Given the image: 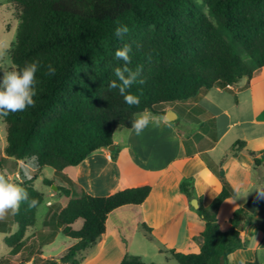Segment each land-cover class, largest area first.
Segmentation results:
<instances>
[{
	"label": "trees",
	"instance_id": "16d2710c",
	"mask_svg": "<svg viewBox=\"0 0 264 264\" xmlns=\"http://www.w3.org/2000/svg\"><path fill=\"white\" fill-rule=\"evenodd\" d=\"M18 20L16 42L11 50L15 67L39 60L35 107L3 117L6 146L0 156V169L35 155L37 172L19 183L31 198L43 203L45 195L33 183L45 167L63 177L59 191L63 205L54 203L46 213L43 227L33 238L40 251L33 264H81L79 255L96 245L106 233L108 216L114 210L145 202L151 193L149 184L119 190L110 196L94 197L84 193L64 170L80 166L92 153L113 145L118 129L130 128L134 113L148 110L165 116L169 108L180 113L178 102L196 97L202 89L236 87L243 79H252L264 67V0H203L210 14L218 19L216 26L193 0H9ZM127 25L123 39L114 35L115 28ZM125 44L132 46L130 68L142 66L141 78L130 91L140 97L139 106H128L118 90L108 88L115 79L114 69L123 62L115 51ZM141 47L137 50L136 45ZM241 46L248 58L238 52ZM56 68L54 76L46 75V65ZM189 115V114H188ZM190 117V116H189ZM179 127V124L177 125ZM246 149L238 141L229 150L235 155ZM254 159V168L264 166V150H246ZM118 151L113 152L116 159ZM210 169L223 178L220 167L205 156ZM44 185L53 180L44 178ZM180 189L189 201L197 199V213L205 222L203 244L199 253H168L179 264H220L221 259L246 247L243 229L253 222L244 208L235 210L231 230L221 231L217 214L221 204L232 196L224 185L209 206L198 197L194 180L184 178ZM77 190L76 193H73ZM37 210L22 204L13 215L16 231L0 221V232L7 234L10 249L0 264L16 263L13 258L26 248L28 231L35 228ZM82 220L80 229L73 225ZM146 238L153 240L150 228L142 226ZM76 240L60 258H42L41 249L57 235ZM120 264H146L141 257L127 253ZM225 264H228L227 261ZM245 264H263L258 259Z\"/></svg>",
	"mask_w": 264,
	"mask_h": 264
},
{
	"label": "crops",
	"instance_id": "0c3cea01",
	"mask_svg": "<svg viewBox=\"0 0 264 264\" xmlns=\"http://www.w3.org/2000/svg\"><path fill=\"white\" fill-rule=\"evenodd\" d=\"M177 105L181 113L169 108L178 114L177 124L171 125L165 116H158L161 125L150 124L141 136L130 128L118 129L113 151L100 149L80 166L69 167L67 173L64 170L84 193L94 197L110 196L142 184L151 186L143 204L124 206L109 214L106 233L95 246L79 255L81 264H120L127 253L141 257L146 264H173L176 259L162 251L199 253L205 222L181 192L184 178L194 180L196 194L204 206L214 201L224 185L229 188L232 196L221 204L217 214L223 232L231 230L230 219L235 210L255 200V211L249 212L253 222L241 231L246 247L230 254L225 262L245 264L258 259L264 264V166L255 169L254 159L246 151L264 150V67L236 87L202 89L196 97ZM238 141H244L246 149L229 155ZM205 156L220 167L223 178L208 167ZM54 176L53 170L49 179ZM48 196L49 210L55 201L52 194ZM46 213L40 224L36 221L28 238L34 240ZM144 224L151 230L152 241L145 236ZM82 225L79 220L73 227L80 229ZM61 235L42 248V258L58 259L77 242L66 236L63 240ZM58 241L63 244L60 254L46 255V251L51 253L57 248Z\"/></svg>",
	"mask_w": 264,
	"mask_h": 264
},
{
	"label": "clouds",
	"instance_id": "9594fccd",
	"mask_svg": "<svg viewBox=\"0 0 264 264\" xmlns=\"http://www.w3.org/2000/svg\"><path fill=\"white\" fill-rule=\"evenodd\" d=\"M127 25L120 24L115 28L114 35L123 39L129 33ZM3 45H0V56L3 55ZM137 50L141 45H136ZM132 46L125 44L115 51V58L123 62L122 66L114 69L115 79L109 82L108 88L111 91L116 89L123 97L128 106H139L140 97L130 91L137 83L144 84L141 78L142 66L135 69L129 67L132 63ZM42 64L39 60L26 62L23 67H15L8 71L0 70V118L7 117L9 114L23 112L30 107H35V96L37 95V73L41 70ZM46 75L54 76L56 68L52 64H47ZM131 131L136 136H141L149 125L159 127L160 117L148 110L134 113L130 120ZM30 161L28 167H34L38 157L35 155L27 157ZM22 167H24L22 162ZM26 178L30 177L25 172ZM27 204L29 209L41 207L40 201L31 198L29 192L20 184L14 182L6 170L0 171V219L5 218L9 213L15 215L19 213L21 205Z\"/></svg>",
	"mask_w": 264,
	"mask_h": 264
},
{
	"label": "rangeland",
	"instance_id": "374dc122",
	"mask_svg": "<svg viewBox=\"0 0 264 264\" xmlns=\"http://www.w3.org/2000/svg\"><path fill=\"white\" fill-rule=\"evenodd\" d=\"M193 1L201 10H203V12L207 15V17L210 19L211 22H213L216 26L219 25L218 19H216L210 14L203 0H193ZM16 17H17L16 9L12 5V3L9 0H0V45L4 46L2 49L3 55L0 56V70H3V71H8V70H11L12 68H15V66L13 65L11 61L10 53L16 42L17 27H18V20ZM237 49L240 55L244 59L248 60L243 48L238 45ZM5 146H6V125L3 122V119L0 118V156L4 155ZM10 162L9 161L4 162L3 163L4 168L0 169V171L6 170L7 175H9L11 179L18 184L21 182V180L26 178L25 172L28 174L30 178L34 176V174L37 172L36 163L34 167H28L30 161L27 159L19 160L17 162L16 170H12V166ZM22 162H23L24 167H22ZM69 170L70 168H66L65 173H67ZM41 173L42 175L39 176L33 183L34 187L45 195V198H44L43 203L41 204V207H39L37 210V225L41 223L46 211L48 210V202L50 199L48 194H52L54 196V201H55L54 203H57L60 205H63L65 203V198L63 197L62 193L59 191V187H58L59 185L66 184L63 177L61 176L57 177V175L55 174L52 180L54 182L53 185H55L57 189L53 190L51 186H46L43 183L44 178H50L52 176L53 169L50 167H45L41 171ZM0 221L6 222L7 225L11 226L12 233L16 231V225L14 224V221H13V214L9 213L5 218L0 219ZM78 225H80V223H78ZM30 234H31V231L29 230L28 235ZM6 236L7 234L0 232V258L8 257L10 254V249L5 243ZM60 238L65 240L64 235H61ZM56 245H58L57 248L53 250L51 253L49 251H46V255H52V256L59 255L63 244L58 241ZM39 251H40V248L38 247V242L35 240H32L31 238H28L26 241V248L23 249L21 256L15 257L13 258V260L16 263L29 260L25 264H33V258L37 257L36 254ZM42 254H43V251H42ZM172 262L173 264H178L176 260H172Z\"/></svg>",
	"mask_w": 264,
	"mask_h": 264
},
{
	"label": "water",
	"instance_id": "95a60500",
	"mask_svg": "<svg viewBox=\"0 0 264 264\" xmlns=\"http://www.w3.org/2000/svg\"><path fill=\"white\" fill-rule=\"evenodd\" d=\"M164 119H165V121L167 123H169L171 125H175V124H177L179 122V116H178V114L175 111H173L172 109H169V110L166 111V114H165ZM107 149L110 150V151H113L115 149V147L113 145H111ZM51 188L53 190L57 189V187L55 185H52ZM255 204H256L255 200L252 199V200H249L243 206V208L246 209L250 213H254V211H255ZM191 205L195 209H198L199 208L198 200L197 199H193L191 201ZM242 229H243L242 227L239 228L240 231H242ZM220 264H225V259L224 258L221 259Z\"/></svg>",
	"mask_w": 264,
	"mask_h": 264
},
{
	"label": "built area",
	"instance_id": "2783aa9c",
	"mask_svg": "<svg viewBox=\"0 0 264 264\" xmlns=\"http://www.w3.org/2000/svg\"><path fill=\"white\" fill-rule=\"evenodd\" d=\"M229 88H232L233 86H228Z\"/></svg>",
	"mask_w": 264,
	"mask_h": 264
}]
</instances>
